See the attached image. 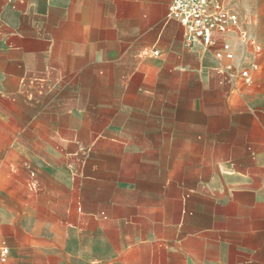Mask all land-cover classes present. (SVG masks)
<instances>
[{
    "label": "crops",
    "instance_id": "0c3cea01",
    "mask_svg": "<svg viewBox=\"0 0 264 264\" xmlns=\"http://www.w3.org/2000/svg\"><path fill=\"white\" fill-rule=\"evenodd\" d=\"M170 1L0 0V264H264V0Z\"/></svg>",
    "mask_w": 264,
    "mask_h": 264
},
{
    "label": "built area",
    "instance_id": "2783aa9c",
    "mask_svg": "<svg viewBox=\"0 0 264 264\" xmlns=\"http://www.w3.org/2000/svg\"><path fill=\"white\" fill-rule=\"evenodd\" d=\"M166 18L176 20L184 28V38L188 44L200 41L206 49H212L214 59L219 63V73L232 76L236 70L232 64L234 52L228 41H218L214 36L225 34L240 25L237 13L230 9L227 0H171L166 11ZM242 40L245 33L238 32ZM259 52L260 47L255 46ZM157 54V51H154ZM251 69H257L256 64ZM239 76L245 83H251L252 75L250 69L241 68ZM7 249H2L1 259H5Z\"/></svg>",
    "mask_w": 264,
    "mask_h": 264
}]
</instances>
